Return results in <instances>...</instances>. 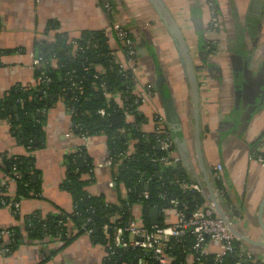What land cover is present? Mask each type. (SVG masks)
Wrapping results in <instances>:
<instances>
[{
	"label": "crops",
	"instance_id": "crops-1",
	"mask_svg": "<svg viewBox=\"0 0 264 264\" xmlns=\"http://www.w3.org/2000/svg\"><path fill=\"white\" fill-rule=\"evenodd\" d=\"M107 1L112 6L111 14L106 13L100 0H0V50L3 53L0 95L12 88L27 89L34 84L36 43H51L59 33L68 41H76L82 31H103L111 48L116 49L110 26L119 23L129 30L135 43L139 60L136 79L153 86L156 68L160 67L165 73L180 115V133L184 139L175 149L181 159H188L184 163L187 175L204 185L207 191L205 177L211 184V169L220 164L226 183L221 203L230 211L228 220L237 232L254 242L264 243L261 228L264 205L259 218L264 199V168L253 158L254 153L264 156V0H208L221 23L217 37L225 46L221 51L225 56L209 57L207 65L206 61H200L197 50L210 21L207 0H163L184 33L187 45L196 48L207 82V87L200 91L201 150L206 175L195 153L184 74L162 23L146 0ZM50 23L55 25V30H49ZM240 35L242 42L238 39ZM233 40L236 41L234 50ZM121 60L124 61L122 57ZM52 65L55 66V62L52 61ZM153 106L140 107L143 122L139 128L146 135L153 131L152 108L161 109L157 99ZM44 115L43 135L36 143L34 141L32 151L19 145L10 124L0 120V165L5 157L32 158L35 174L31 180L40 190L37 197L20 200L18 215L0 207V231L17 227L24 235L23 219L32 213L43 218L72 213L71 197L60 188L70 157L78 170L90 165L87 174L82 175V179L88 181L89 195L102 196L105 203L113 207H119L127 199L128 189L116 182L117 169L104 166L108 158L105 136L101 133L87 140L81 138L74 131L71 115L62 100L54 102ZM133 145L128 147L129 155L133 153ZM78 158L83 163L80 167ZM2 176L0 169V181ZM132 207L136 208L132 209L134 215H141L139 205ZM239 243L264 264V247L241 240ZM103 258V249L83 232L66 243L18 244L9 254L0 253V264H103Z\"/></svg>",
	"mask_w": 264,
	"mask_h": 264
},
{
	"label": "trees",
	"instance_id": "trees-1",
	"mask_svg": "<svg viewBox=\"0 0 264 264\" xmlns=\"http://www.w3.org/2000/svg\"><path fill=\"white\" fill-rule=\"evenodd\" d=\"M54 26L50 23L49 30H55ZM203 33L197 50H199L200 61H206L207 65L209 55L207 56L204 47ZM238 39L242 42L241 35ZM75 43L78 51L73 57L69 54L70 45L64 34H56L51 43L35 44V56L45 63L36 71V76L48 78L49 83L30 89L16 87L0 95V120L8 118L9 123L18 128L16 132L12 129L18 144L32 151L35 146L34 141L43 135L46 109L57 100H62L71 115L74 131L78 134L85 132L90 136L102 133L106 138L108 156L112 159L126 152L130 144H134L133 153L121 161L117 167L116 182L128 189L127 199L121 202L119 207L107 205L102 196L89 195L86 191L88 181L82 179V175L87 174L90 165L78 170L75 161L71 157L68 159V169L60 188L71 197L74 213L69 217L79 230L77 234L91 229L92 241L103 246L111 234V231L107 230L108 227L117 220L124 224L131 216L130 208L134 205L141 207V218L146 227L150 226L149 211L166 208L170 199H177L184 203L187 206V213L199 208L203 204L199 195L185 193L174 184L177 178L194 182L187 175L184 167L185 158L184 161L181 160L177 170L163 169L151 164L150 159L163 155V152L155 145L153 136L146 135L139 129L143 116L137 111L138 105L134 103L130 93L133 78L130 74L126 77L121 76L105 33L85 30L80 33ZM1 55L3 53L0 50V57ZM152 58L156 62L154 54ZM52 61L55 62L54 68L51 67ZM97 67L102 68L104 72L99 74L100 77L94 78ZM85 68L88 70L85 71ZM100 84H104L110 93L120 94L121 102L128 108L134 124L126 123L123 118L118 124H114L110 118H101L98 114L100 109H105L111 115L118 111L114 101H105L98 90ZM37 113H39L38 117ZM120 129H123L126 134L120 133ZM168 131L173 139L179 135V132L174 130ZM253 156L255 157V154ZM32 161V158L26 156L6 157L0 165L3 173L19 175V178L15 180L16 200L37 197L40 193L37 183L33 184L31 180L35 174ZM147 181L148 184L145 185ZM3 190L0 184V207H2L1 201L5 198ZM144 191L148 193L147 199L140 196V193ZM163 195L166 197L162 200ZM116 216L120 219L113 220ZM23 220L24 235L20 228L11 229L13 233L12 242L9 244L11 250L18 244L26 242L61 241L66 243L73 238L68 235L67 227L60 223L64 222V217L61 215L43 218L37 213H32ZM159 225H162L161 221ZM95 229H97L96 234ZM191 241V236L181 241H170L165 250V255L169 258L168 264H186L184 252L191 245ZM239 255L236 248V251L229 255L223 264H263L253 257L244 260ZM139 256H141L139 249L115 251V255L111 259H104L103 264H119L124 260H127L129 264H136ZM204 261V264H212L209 259ZM152 264L156 263L152 262Z\"/></svg>",
	"mask_w": 264,
	"mask_h": 264
},
{
	"label": "built area",
	"instance_id": "built-area-1",
	"mask_svg": "<svg viewBox=\"0 0 264 264\" xmlns=\"http://www.w3.org/2000/svg\"><path fill=\"white\" fill-rule=\"evenodd\" d=\"M100 4L106 11V13H113L112 6L107 0H100ZM206 7L209 10L210 21L205 29V50L209 57L214 58L215 56L223 55L221 51L225 49L223 43L218 40L217 32L221 28L220 20L218 16H215V10L210 1H206ZM264 19V11H263ZM110 30L113 33L114 41L117 48L112 49L113 57L115 63L121 72V76L126 77L128 74L132 76V88L130 93L134 99V103L138 105L137 111L141 114L140 107H154V102L157 99V96L153 90L152 84H141L136 79V71L138 68V56L136 52V47L133 39L130 36L129 30L120 25L119 23H112ZM70 50L69 54L73 57L77 54L78 47L75 41H69ZM191 55L194 59L196 66V77L198 79L199 91H202L207 87V82L203 73V68L199 60H197V53L195 47H189ZM224 51V50H223ZM225 53V51H224ZM121 57L124 61L121 60ZM42 64H45L43 60L38 57L34 58V74L35 80L32 86L28 88H35L41 84L49 83L48 78H42L36 76V71L42 68ZM51 67H55L52 65ZM85 71L88 68L84 69ZM97 72L94 73V78L100 77L99 74L103 73L104 70L100 67L96 68ZM27 88V89H28ZM98 90L101 92L105 101H114L117 113L121 118L125 120L126 123H132L133 118L128 111V108L125 107L121 100L122 97L120 94L110 93L104 84H100ZM158 100V99H157ZM151 120L153 131L151 136L157 148L163 152V155L159 157H154L150 159L152 165H157L163 169H173L177 170L180 167L181 158L179 157L177 150L175 149V140L172 138L169 133V129L165 123L164 116L161 109L152 108ZM98 114L101 118H109L111 114L107 113L105 109H100ZM3 121H8L3 119ZM10 124V123H9ZM11 130L15 132L18 131L17 127H13L11 124ZM140 129V128H139ZM141 130V129H140ZM120 133L126 134L123 129L119 130ZM101 134V133H100ZM79 135L84 140H87L90 135L85 132H79ZM104 136V135H103ZM129 137V136H128ZM27 151L29 149L25 148ZM255 154L254 160L259 163L261 167L264 168V156L261 154ZM253 154V155H254ZM129 156V149L119 154L115 159H112L110 156L106 159L104 166L110 170L117 169L121 161H124ZM15 156H10L11 158ZM6 158V157H5ZM19 178V175L13 173L8 175L3 173L2 181H0L1 186L3 187V196L5 197L1 201V206L9 208L14 215H18L20 208V200H16L15 196V185L16 179ZM148 184V181L145 182V185ZM180 190L188 194H197L202 199L203 204L193 210L190 213H187V206L180 202L177 199H170L167 202V207L158 210L159 220L156 225H150L146 227L142 221L141 215H134L132 213V207L130 208L131 216L123 224L117 220L119 217H115L111 226L108 227V231H111L109 238L106 240L105 245H99L104 251V259H111L115 255V251H125L128 249H139L141 251V256H139L136 264H168L169 258L165 255L166 246L172 240L181 241L183 238L191 236L192 241L191 245L184 252L186 254L185 262L186 264H204V260L209 259L212 264H223L224 260L231 255L236 248L238 249L242 259H250L252 255L245 251L240 245L239 240L235 237L230 230L225 226L222 219L216 213L212 200L210 197L209 191L205 189L204 185L198 182H186L184 180L176 179L174 181ZM211 186L213 195L216 198L218 205L221 210L226 214V218H231L230 211L228 207L222 205L221 201L225 198L226 194V183L224 181L222 167L220 164H216L211 169ZM140 196L144 199L148 198V193L146 191L141 192ZM166 195L162 196V200ZM6 199V200H5ZM173 219L171 218V213ZM74 213L73 211L70 215ZM233 214V213H232ZM64 217V222H60L63 226L67 227V233L70 237L78 233V229L72 223L70 215H65V213L60 214ZM234 215V214H233ZM120 219V218H119ZM121 221V220H120ZM161 221L162 225H159ZM230 222V220H228ZM70 224V227H68ZM231 224V223H230ZM89 236L93 231L91 229L84 230ZM13 233L11 229L1 230L0 231V253L7 255L11 252L9 244L12 242ZM44 243V242H40ZM240 262V261H238ZM119 264H129L127 260L121 261Z\"/></svg>",
	"mask_w": 264,
	"mask_h": 264
},
{
	"label": "water",
	"instance_id": "water-1",
	"mask_svg": "<svg viewBox=\"0 0 264 264\" xmlns=\"http://www.w3.org/2000/svg\"><path fill=\"white\" fill-rule=\"evenodd\" d=\"M146 1L150 5V7L153 9V11L156 13L159 21L162 23L164 30L166 34L168 35V37L170 38L173 44V47L175 49V52L178 56V60L181 65L184 78H185V82L187 85V96L189 99V116L193 122V140H194L193 142L195 146V153H196V157L199 162V165L202 168L204 175H206L204 171L203 154L201 150L202 140H201V128H200L201 126L200 91H199L198 79L196 77L197 71H196L194 59L191 55L189 46L186 43L184 33L182 32L181 28L175 21L173 15L171 14L170 10L168 9L164 1L163 0H146ZM153 90L159 101L160 108L162 110V114L164 116L167 127L171 130L179 132V135L174 138L175 145L178 147L179 143L183 144L184 142L182 134L180 133L181 132L180 115L176 108L175 99L172 96L170 88L168 86L165 73L160 69V67H157L155 71V77L153 81ZM36 116H39V115L36 114ZM109 118L114 124H118L121 121V117L118 113H114L110 115ZM181 147L182 146H180V149ZM181 151L183 152L182 149ZM181 157H182V154H181ZM181 160L184 161V158L182 157ZM187 161L188 159L186 158L184 162H187ZM77 162H78L79 167L83 165L81 158H78ZM205 185L207 187V190L210 193L212 204L214 206L216 213L222 219L223 223L230 230V232L235 237H237L239 240L243 242L264 247V243L254 242L248 239L247 237H245L244 235H242L241 233L237 232L232 227V225L226 218V214L221 210L220 206L218 205L216 198L212 192V186L209 182V179H207V177H205ZM263 205H264V199L260 206V217H259L260 219L262 215ZM158 220H159L158 210L151 209L149 211V218H148L149 224L156 225L158 223ZM261 228L264 231L263 224H261ZM94 233L95 234L97 233V229L94 230Z\"/></svg>",
	"mask_w": 264,
	"mask_h": 264
},
{
	"label": "rangeland",
	"instance_id": "rangeland-1",
	"mask_svg": "<svg viewBox=\"0 0 264 264\" xmlns=\"http://www.w3.org/2000/svg\"><path fill=\"white\" fill-rule=\"evenodd\" d=\"M232 44V48H233V50L236 48V41L235 40H233L232 42H231ZM230 45V46H231ZM238 47V46H237ZM176 132V131H175ZM133 208V210L135 211L136 210V208L135 207H132Z\"/></svg>",
	"mask_w": 264,
	"mask_h": 264
}]
</instances>
